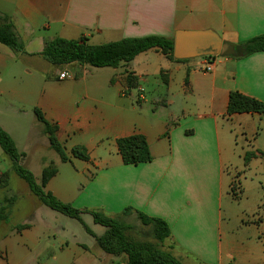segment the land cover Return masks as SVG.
<instances>
[{
	"label": "crops",
	"instance_id": "crops-1",
	"mask_svg": "<svg viewBox=\"0 0 264 264\" xmlns=\"http://www.w3.org/2000/svg\"><path fill=\"white\" fill-rule=\"evenodd\" d=\"M0 12L10 18L25 45L24 52H15L0 43V126L24 159L28 149L36 152L40 145L51 153L48 134L35 114L38 109L57 127L70 163L80 160L72 156L75 147L85 148L89 156L81 160V173L89 177L83 196L73 202L68 190L51 187L58 172L47 192L130 225L140 222L138 213L165 221L170 236L162 249L183 264H264V216L258 210L248 219L224 207L234 186L230 167L237 133H253L251 118L264 116H229V96L239 92L264 102V52L241 60L218 55L208 74L203 72L204 58L175 62L156 49L118 68L52 67L41 56L45 42L57 37L102 45L211 30L236 46L264 34V0H0ZM20 66L40 83L39 92L3 85L7 77L16 81ZM37 69L42 72L35 77ZM63 72L72 75L61 80ZM129 75L136 88H131ZM137 134L147 139L153 160L125 165L117 141ZM255 156L257 151L246 158ZM6 158L0 151V162ZM39 211L45 212L46 221H39ZM52 217L57 218L37 206L32 219L19 226L23 228L12 227L3 237L0 259L17 252L19 238L33 228V221L50 228ZM92 239L89 246L77 243L78 261L127 263L126 256L103 251L91 255L98 246Z\"/></svg>",
	"mask_w": 264,
	"mask_h": 264
},
{
	"label": "trees",
	"instance_id": "trees-1",
	"mask_svg": "<svg viewBox=\"0 0 264 264\" xmlns=\"http://www.w3.org/2000/svg\"><path fill=\"white\" fill-rule=\"evenodd\" d=\"M0 43L15 52H24L25 45L17 36L14 25L7 15L0 12ZM234 47L232 53L223 52L235 60L247 58L255 53L264 52V34L242 42ZM156 49L168 60H176L173 55L174 39L162 36H147L141 38H127L118 42L90 45L85 38L79 40H68L55 38L47 40L41 56L50 64L57 67H65L73 63L93 68H118L122 64H129L137 56ZM129 82H133L131 88H136L131 75ZM257 113L264 115V102L255 98L247 97L239 92H232L229 96L227 114ZM37 120L45 127L52 150L60 156L62 162L70 161L64 146L57 138V127L49 123L43 113L36 109ZM119 155L125 165L138 166L153 160L149 144L145 136L137 134L117 141ZM0 148L10 158L11 170L22 178L37 197L39 202L51 210L63 214L72 219L82 221L84 213H89L94 222L106 229L102 236H96L89 229L88 232L96 239L98 247L106 254L112 256H126V264H183L170 252L162 249L163 243L169 238L170 230L167 223L161 219L150 218L143 213H138L141 224L149 230L144 235L147 241H135L131 239L134 226L127 224L119 218H112L105 213L90 210L81 211L69 203H64L53 194L45 190L49 181L57 174L54 166L44 168L41 184L36 182L34 174L21 165L25 155L21 154L11 136L0 126ZM74 158L87 161L89 156L83 147H75L72 150ZM248 161V159L246 158ZM2 180L0 179V182ZM234 188V187H233ZM14 200V199H13ZM130 212L127 209L124 214ZM10 224L11 211L8 206L0 205V223ZM23 227H18L21 229Z\"/></svg>",
	"mask_w": 264,
	"mask_h": 264
},
{
	"label": "rangeland",
	"instance_id": "rangeland-1",
	"mask_svg": "<svg viewBox=\"0 0 264 264\" xmlns=\"http://www.w3.org/2000/svg\"><path fill=\"white\" fill-rule=\"evenodd\" d=\"M52 67L57 66L53 65ZM19 69L16 81L12 79V76L7 77L3 80V85L6 88L15 89L23 93L39 92L41 89L40 83H36V80L34 81L25 75L24 67L20 66ZM72 70L70 68L69 71L72 72ZM35 72H37L35 73V77H37V74H41L42 71L37 69ZM70 74L69 76L72 75ZM33 99V96L29 97L30 101H33ZM142 106L147 107L146 104H142ZM250 123L253 133L245 135L238 132L236 136V156L233 168L231 169L230 167L234 188L229 190V197L224 202L225 209L227 211L230 209V213L232 211L231 215L234 212L241 213L248 219L252 218V215L258 210L260 216H264V116L261 119L251 118ZM39 125L41 124L39 123ZM0 151H2L1 148ZM48 151L47 148H43L41 145L36 152L28 149L29 155L21 161V165L32 173L34 172L33 174L38 184H41L44 168L54 166L58 174L50 182V186L66 192L68 190V195L72 196L71 201L76 199L77 196H83L86 193L85 188L89 177L81 173L82 161L73 159L71 163L65 164L58 153L54 150L51 153H48ZM253 151H257L258 156L252 157L247 161L246 155L248 153L251 154ZM4 155L7 157L6 160L2 161L3 163L0 162L2 173L0 176L2 180L0 182V205L10 208L11 222L8 225L4 222L0 223V251L5 252L6 244L2 243V239L9 232V229L12 227L18 229L19 226L27 224L32 219L37 206L54 213L57 218H49L53 223L50 228L33 221V228L27 231L25 236L19 238L20 243L17 247V252L0 259V264H87L84 261H78L75 256L77 252H74V250L81 251V249L77 248V243L86 242L89 246V243L93 241V236L88 232V229L93 234H96L97 230L101 232L106 229L96 225L89 213H84L80 222L43 206L37 197L30 192L28 184L10 169V158L5 153ZM71 205L81 211H90L79 209L73 204ZM44 215L45 212H38L39 221H46L43 218ZM133 226V233L130 234L131 239L135 241L149 240L144 235L149 228L143 226L138 220L133 222ZM65 243H68V245L66 246ZM101 251L96 246L89 252L91 255H96L97 252ZM95 264L98 263L96 262Z\"/></svg>",
	"mask_w": 264,
	"mask_h": 264
},
{
	"label": "water",
	"instance_id": "water-1",
	"mask_svg": "<svg viewBox=\"0 0 264 264\" xmlns=\"http://www.w3.org/2000/svg\"><path fill=\"white\" fill-rule=\"evenodd\" d=\"M233 51L232 45L224 43L220 35L211 30L178 31L174 38L173 55L180 61L216 57Z\"/></svg>",
	"mask_w": 264,
	"mask_h": 264
},
{
	"label": "built area",
	"instance_id": "built-area-1",
	"mask_svg": "<svg viewBox=\"0 0 264 264\" xmlns=\"http://www.w3.org/2000/svg\"><path fill=\"white\" fill-rule=\"evenodd\" d=\"M204 67H203V72L205 74H208L210 72L213 71V67H214V59L215 57H204ZM69 76V74L67 72H63L60 74L59 79H65ZM141 94V100H145V95H144V91L141 90L140 91ZM1 169H0V176H1Z\"/></svg>",
	"mask_w": 264,
	"mask_h": 264
}]
</instances>
